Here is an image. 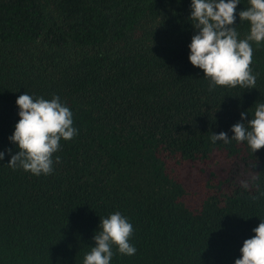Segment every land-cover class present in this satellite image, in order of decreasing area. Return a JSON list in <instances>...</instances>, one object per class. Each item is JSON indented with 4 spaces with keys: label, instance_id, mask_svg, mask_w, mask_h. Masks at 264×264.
I'll use <instances>...</instances> for the list:
<instances>
[{
    "label": "trees",
    "instance_id": "trees-1",
    "mask_svg": "<svg viewBox=\"0 0 264 264\" xmlns=\"http://www.w3.org/2000/svg\"><path fill=\"white\" fill-rule=\"evenodd\" d=\"M190 15L191 0H0V264H83L116 211L137 252L114 246L110 264L240 258L264 220V148L210 138L264 103V42L252 43L255 88L210 92L188 59ZM25 92L58 95L79 130L51 175L8 166Z\"/></svg>",
    "mask_w": 264,
    "mask_h": 264
},
{
    "label": "clouds",
    "instance_id": "clouds-1",
    "mask_svg": "<svg viewBox=\"0 0 264 264\" xmlns=\"http://www.w3.org/2000/svg\"><path fill=\"white\" fill-rule=\"evenodd\" d=\"M240 0H191L190 20L197 34L192 36L190 63L203 70L209 80V91L217 86L245 89L256 87L257 76L253 73L254 49L252 43L264 42V0H248V7L239 11L240 22H248L249 31L240 39L235 23L237 5ZM19 121L9 140L18 151L11 156L8 166L23 169L35 176L51 175L53 156L61 149V140L71 141L78 135L74 127L73 112L58 95L45 99L34 98L27 92L18 96ZM249 113L242 112L241 120ZM234 135L220 132L211 136L212 143L247 142L251 150L264 148V103L256 105L254 115L246 123L237 122L231 128ZM11 153V149L7 150ZM5 153L0 151V160ZM242 187L249 184L242 181ZM101 219V218H100ZM255 235L243 241L241 256L235 264H264V220L252 230ZM134 228L129 219L119 211L101 219L99 231L94 236L95 246L87 252L83 264H110L115 246L120 254L132 256L137 252L130 242Z\"/></svg>",
    "mask_w": 264,
    "mask_h": 264
}]
</instances>
